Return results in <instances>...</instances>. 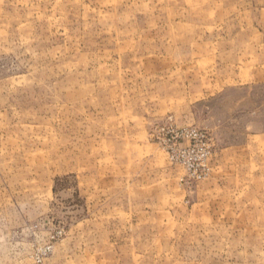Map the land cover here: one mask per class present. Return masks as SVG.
<instances>
[{
	"label": "rangeland",
	"instance_id": "1",
	"mask_svg": "<svg viewBox=\"0 0 264 264\" xmlns=\"http://www.w3.org/2000/svg\"><path fill=\"white\" fill-rule=\"evenodd\" d=\"M0 264H264V0H0Z\"/></svg>",
	"mask_w": 264,
	"mask_h": 264
},
{
	"label": "built area",
	"instance_id": "2",
	"mask_svg": "<svg viewBox=\"0 0 264 264\" xmlns=\"http://www.w3.org/2000/svg\"><path fill=\"white\" fill-rule=\"evenodd\" d=\"M172 150L175 151L174 157L185 167L192 175H198L200 167L208 158L210 153L207 136L195 129L173 128Z\"/></svg>",
	"mask_w": 264,
	"mask_h": 264
}]
</instances>
